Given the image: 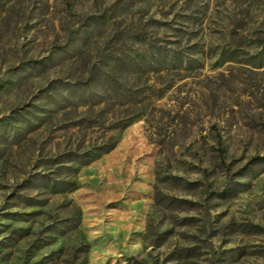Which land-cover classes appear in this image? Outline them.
<instances>
[{
  "label": "rangeland",
  "instance_id": "rangeland-1",
  "mask_svg": "<svg viewBox=\"0 0 264 264\" xmlns=\"http://www.w3.org/2000/svg\"><path fill=\"white\" fill-rule=\"evenodd\" d=\"M0 264H264V0H0Z\"/></svg>",
  "mask_w": 264,
  "mask_h": 264
}]
</instances>
